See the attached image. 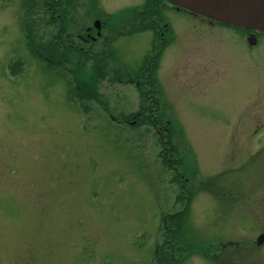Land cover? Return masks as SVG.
<instances>
[{
	"label": "rangeland",
	"instance_id": "374dc122",
	"mask_svg": "<svg viewBox=\"0 0 264 264\" xmlns=\"http://www.w3.org/2000/svg\"><path fill=\"white\" fill-rule=\"evenodd\" d=\"M43 3L0 0V264H264V35L70 0L66 37ZM91 11L112 50L73 74Z\"/></svg>",
	"mask_w": 264,
	"mask_h": 264
},
{
	"label": "water",
	"instance_id": "95a60500",
	"mask_svg": "<svg viewBox=\"0 0 264 264\" xmlns=\"http://www.w3.org/2000/svg\"><path fill=\"white\" fill-rule=\"evenodd\" d=\"M194 13L210 17L216 21L264 32V0H166ZM253 36L248 39L254 44ZM264 242V233L256 240V245Z\"/></svg>",
	"mask_w": 264,
	"mask_h": 264
},
{
	"label": "flooded vegetation",
	"instance_id": "af4514ba",
	"mask_svg": "<svg viewBox=\"0 0 264 264\" xmlns=\"http://www.w3.org/2000/svg\"><path fill=\"white\" fill-rule=\"evenodd\" d=\"M70 0H44L43 6L44 8H46V11L49 12L54 18L57 19V23H55V29L57 30V33H64V35L67 37L68 36V32L69 29L66 28L65 25V17H67L68 15V6L69 3L67 4V2ZM152 2V0H151ZM67 5V6H66ZM94 12L91 11V13L89 15H87V17L89 18V25H84L79 27V31L81 32V34L76 33L74 35V38L76 39V42H81V46H74V45H69V47L67 49H75L78 52H81L82 54H87L90 58H95L96 56V52L92 49H89V47L95 46L96 43H98V41H103V42H110V38H111V32H110V36L109 31H111L112 27H105L106 26V22L104 20H99L98 18L93 17ZM136 15H139L140 17H142V14H139L138 11L136 12ZM144 16V15H143ZM91 18H93V20H91ZM142 19V18H141ZM49 22V21H48ZM47 22V23H48ZM54 23V22H53ZM74 23V22H73ZM109 25V23L107 24ZM66 30V31H65ZM67 32V33H66ZM242 35L247 36L248 32H241ZM107 37V38H106ZM258 38V36H257ZM71 42H73L71 39H69ZM112 43V41H111ZM70 44V43H69ZM109 44V43H108ZM108 46V45H107ZM88 49V50H84V49ZM264 244V243H263ZM262 244V245H263Z\"/></svg>",
	"mask_w": 264,
	"mask_h": 264
},
{
	"label": "trees",
	"instance_id": "16d2710c",
	"mask_svg": "<svg viewBox=\"0 0 264 264\" xmlns=\"http://www.w3.org/2000/svg\"><path fill=\"white\" fill-rule=\"evenodd\" d=\"M144 8H146V6L144 7ZM147 13H148V10H146L145 12H143L142 13V16L144 15L145 16V14L147 15ZM149 17L151 18L152 16H154V14H152V13H149ZM159 52H157V53H155V55H153V56H151V58H150V62L149 63H147L146 65H145V67H144V70H145V72L146 73H149V71H151V70H156L157 69V66H158V64H157V61H158V59H159ZM80 55H81V53L80 52H77V51H75V50H70L69 51V53L67 54V55H65V57L63 58L64 60V65L63 66H67L68 67V70H69V72H72L73 74H76V70L74 69L76 66H78V64H77V60H79V58H80ZM73 61V62H72ZM70 63H73V66H70ZM19 65H21V63L19 62V61H16L15 62V64L14 65H11V73L12 74H14V75H17L16 73H14L15 72V69L17 68V66H19ZM150 76V75H149ZM154 75H152V77H153ZM148 79V78H147ZM151 81V80H150ZM77 82V81H76ZM152 87H153V89H154V91H155V93L157 94V91H158V89H157V82H156V80H154V81H152ZM137 90H139L140 91V96L142 97V99H143V97H144V95H143V90H141L140 88H138ZM126 120H127V118H126ZM169 124V122H167V125ZM166 132H167V130H166ZM166 140L167 141H170L171 140V136H170V132H169V134H168V132H167V135H166ZM170 143V142H169ZM172 226L174 227V223L172 224ZM156 251H155V257L156 258H158L159 257V249L158 248H156L155 249Z\"/></svg>",
	"mask_w": 264,
	"mask_h": 264
}]
</instances>
